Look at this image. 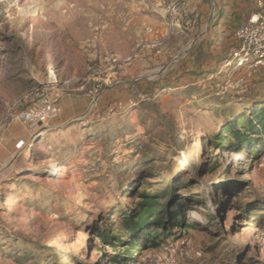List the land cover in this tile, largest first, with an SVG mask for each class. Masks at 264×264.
Returning a JSON list of instances; mask_svg holds the SVG:
<instances>
[{
    "label": "rangeland",
    "instance_id": "374dc122",
    "mask_svg": "<svg viewBox=\"0 0 264 264\" xmlns=\"http://www.w3.org/2000/svg\"><path fill=\"white\" fill-rule=\"evenodd\" d=\"M254 1L181 0L170 28L169 0H0V264H113L97 230L168 184L194 227L169 223L134 264H264V152L229 129L264 106V74L224 65L219 24ZM49 78L75 110L33 135L15 114Z\"/></svg>",
    "mask_w": 264,
    "mask_h": 264
},
{
    "label": "trees",
    "instance_id": "16d2710c",
    "mask_svg": "<svg viewBox=\"0 0 264 264\" xmlns=\"http://www.w3.org/2000/svg\"><path fill=\"white\" fill-rule=\"evenodd\" d=\"M229 129L239 150H248L251 157L264 152L263 105L248 112L242 128L232 122ZM175 188L176 185L168 184L157 193H150L142 187L143 199L135 209L121 212L119 227L97 230L101 240L113 247V264H134L143 251L161 245L169 223L184 229L194 227L186 219L185 210L180 206L183 201L175 196Z\"/></svg>",
    "mask_w": 264,
    "mask_h": 264
},
{
    "label": "built area",
    "instance_id": "2783aa9c",
    "mask_svg": "<svg viewBox=\"0 0 264 264\" xmlns=\"http://www.w3.org/2000/svg\"><path fill=\"white\" fill-rule=\"evenodd\" d=\"M181 0H169L167 6V21L170 28L176 23L173 16L180 12L179 3ZM183 14V13H182ZM179 15V14H178ZM148 30H152L148 27ZM233 46L228 55L224 58L226 67L241 70L247 77L261 76L264 74V0H255L254 8L248 16L236 27L233 33ZM156 44V43H155ZM154 44V45H155ZM159 52V51H158ZM132 57L121 61L112 56L109 60V66L112 68L120 66L121 63L127 65ZM100 85L96 84L94 89L87 91V96L91 97L90 107H93L100 95ZM64 89L59 84H54V80L49 78L42 83L41 90L26 97V105L20 109L15 118L26 125L34 135L44 127L48 126L49 121L56 118L61 113L62 99L64 98ZM140 98L142 95H140ZM135 99V98H134ZM133 98L127 99L125 105L122 101H115L111 104L110 111L119 109L123 111L130 105L137 102ZM100 169L99 164H88L84 171L86 173H95Z\"/></svg>",
    "mask_w": 264,
    "mask_h": 264
},
{
    "label": "crops",
    "instance_id": "0c3cea01",
    "mask_svg": "<svg viewBox=\"0 0 264 264\" xmlns=\"http://www.w3.org/2000/svg\"><path fill=\"white\" fill-rule=\"evenodd\" d=\"M237 8V7H236ZM254 8V2L251 5H247L246 3H244L243 5H241V9H235L233 11L229 10L230 13L226 16L223 17L222 19H220L219 24L222 25L223 29L221 30H226L229 32H232V34L234 33V30L236 29V27L248 16V14L253 10ZM227 20V21H226ZM218 31L219 33H221L222 31ZM218 33V34H219ZM210 38H212L215 42L216 36L214 35V33H212L210 35ZM232 48V47H231ZM230 48V50H231ZM214 54L212 56H209V58L207 59V61L205 62V65L203 64L202 66H197V68L193 69V66H191V59L189 62H186L185 65L182 67H187L189 72H194L195 69L199 70H206V71H211L214 70L216 68L215 63H216V54L217 52H213ZM227 55V54H226ZM225 55V56H226ZM224 56V57H225ZM201 68V69H198ZM262 76H255L252 78H249L251 81L252 80H261ZM62 111H61V115L65 118H67L69 115H71V113H73L74 109V102L71 98H63L62 99ZM61 117V116H60Z\"/></svg>",
    "mask_w": 264,
    "mask_h": 264
},
{
    "label": "water",
    "instance_id": "95a60500",
    "mask_svg": "<svg viewBox=\"0 0 264 264\" xmlns=\"http://www.w3.org/2000/svg\"><path fill=\"white\" fill-rule=\"evenodd\" d=\"M49 128V126L44 127L43 129H41L39 132H37L36 134H41L42 132L46 131Z\"/></svg>",
    "mask_w": 264,
    "mask_h": 264
}]
</instances>
